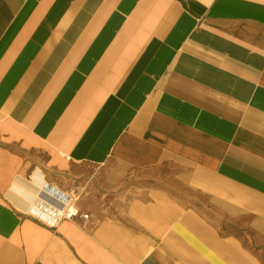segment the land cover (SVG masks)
<instances>
[{
	"label": "crops",
	"instance_id": "crops-1",
	"mask_svg": "<svg viewBox=\"0 0 264 264\" xmlns=\"http://www.w3.org/2000/svg\"><path fill=\"white\" fill-rule=\"evenodd\" d=\"M168 164L194 196L153 234L129 192ZM67 168L98 195L47 222ZM233 217L264 225V0H0V264H253Z\"/></svg>",
	"mask_w": 264,
	"mask_h": 264
},
{
	"label": "rangeland",
	"instance_id": "rangeland-1",
	"mask_svg": "<svg viewBox=\"0 0 264 264\" xmlns=\"http://www.w3.org/2000/svg\"><path fill=\"white\" fill-rule=\"evenodd\" d=\"M16 148L11 147V151L15 152ZM36 160L32 163V170H38L35 166H40L43 164V160L46 159L41 153L33 156ZM173 165H163L161 168L153 170L151 173L139 174L135 178L141 179V181H135L132 183L135 185L134 189H130V194L133 193L137 196V204L135 208V215L137 221L142 225L147 226L148 230L153 234L162 233L171 222V217L177 215L180 212V209L177 208L176 199H181V196L185 198L193 197V193L189 190L187 185L186 177L177 173V176L174 178L175 172ZM183 169H188L190 166L185 163L182 166ZM83 169V167L81 168ZM88 170H94L95 168L87 167L84 172H90ZM78 171L70 168L66 171H51L50 177H56L57 184H67L71 185L69 187L74 188L75 195H72L73 201L69 203L71 206L75 207L80 213H83L82 210L78 208L77 204H84L87 199L92 196L98 195L97 189L95 187H87V185H82L78 182L69 180V173ZM77 180L81 176H74ZM87 178L88 180L93 178L95 179L94 173L83 175L82 178ZM71 183V184H70ZM127 191V187H117L116 189L107 190L105 188H98L109 194H114L116 192ZM127 193V192H126ZM91 200L89 202H93ZM142 202V204H141ZM146 202V203H143ZM88 204V203H87ZM179 210V211H178ZM142 213V215H141ZM143 213L145 216H143ZM151 217V220L149 219ZM63 217V216H61ZM142 217V218H140ZM149 219V220H148ZM252 220L247 218H234L231 220H226L228 225L227 232L231 234L233 241H235L251 258L253 264H264V225H262L259 230L252 227Z\"/></svg>",
	"mask_w": 264,
	"mask_h": 264
},
{
	"label": "bare ground",
	"instance_id": "bare-ground-1",
	"mask_svg": "<svg viewBox=\"0 0 264 264\" xmlns=\"http://www.w3.org/2000/svg\"><path fill=\"white\" fill-rule=\"evenodd\" d=\"M41 186L44 184L43 176L37 175L35 177ZM48 189L49 192L46 190ZM43 189L40 193L34 195L35 201H33L31 206V211L40 217H42L47 222L56 221L64 213L65 205L69 204L71 198L65 196L61 191L57 189L47 188ZM76 210L75 207H73Z\"/></svg>",
	"mask_w": 264,
	"mask_h": 264
},
{
	"label": "built area",
	"instance_id": "built-area-1",
	"mask_svg": "<svg viewBox=\"0 0 264 264\" xmlns=\"http://www.w3.org/2000/svg\"><path fill=\"white\" fill-rule=\"evenodd\" d=\"M64 207V213L62 214L65 219H75L76 217H83L84 219H89V214L80 213L77 209L74 210L71 204H67Z\"/></svg>",
	"mask_w": 264,
	"mask_h": 264
}]
</instances>
